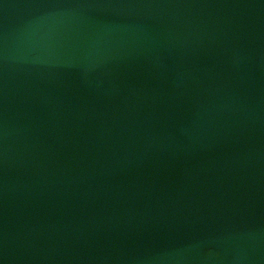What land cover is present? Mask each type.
Listing matches in <instances>:
<instances>
[{"label":"water","instance_id":"1","mask_svg":"<svg viewBox=\"0 0 264 264\" xmlns=\"http://www.w3.org/2000/svg\"><path fill=\"white\" fill-rule=\"evenodd\" d=\"M0 264H264V0H0Z\"/></svg>","mask_w":264,"mask_h":264}]
</instances>
